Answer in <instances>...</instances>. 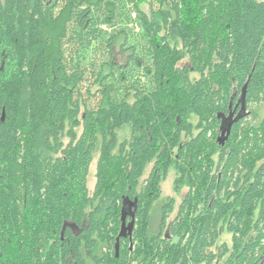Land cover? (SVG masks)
I'll use <instances>...</instances> for the list:
<instances>
[{
	"label": "trees",
	"instance_id": "16d2710c",
	"mask_svg": "<svg viewBox=\"0 0 264 264\" xmlns=\"http://www.w3.org/2000/svg\"><path fill=\"white\" fill-rule=\"evenodd\" d=\"M262 103L264 1L0 0V264H264Z\"/></svg>",
	"mask_w": 264,
	"mask_h": 264
},
{
	"label": "water",
	"instance_id": "95a60500",
	"mask_svg": "<svg viewBox=\"0 0 264 264\" xmlns=\"http://www.w3.org/2000/svg\"><path fill=\"white\" fill-rule=\"evenodd\" d=\"M245 90L244 87L241 93L240 98L237 101V105H240V110L235 114V112H229L228 115L218 116L220 118V126H219V135L217 137V143L219 145H224V143L228 140V137L231 133L232 126L237 123L240 119H242L246 115V107H245ZM232 107V103L229 105V110ZM4 113H2L1 121H3ZM138 201L137 198L134 200L125 199L122 203L121 213H120V229L117 237L115 238V254H118L119 250V242L120 239H127L130 244V248L132 247V239H133V230L135 227V216L137 212ZM126 207L130 210V213H126ZM129 219V222L126 223V219Z\"/></svg>",
	"mask_w": 264,
	"mask_h": 264
},
{
	"label": "rangeland",
	"instance_id": "374dc122",
	"mask_svg": "<svg viewBox=\"0 0 264 264\" xmlns=\"http://www.w3.org/2000/svg\"><path fill=\"white\" fill-rule=\"evenodd\" d=\"M151 1L152 0H148ZM257 1H264V0H257ZM142 9L145 12H148V6L147 5H143ZM117 54V52H115ZM185 63V62H184ZM254 110L257 112L258 115V119H261L262 117H264V103L260 104L259 106L254 107ZM192 123L196 122V119L194 117L191 118ZM219 135V134H218ZM217 135V137H218ZM97 154H95L94 159L91 163L90 169H89V175H88V180H87V186L88 189L90 191H92L93 187H94V183H95V179H94V175H95V170H96V161H97ZM152 165L150 164L149 166H147L142 179H145L148 175V173L151 170ZM177 177L176 172L174 171L173 168L169 169L166 177L160 182V190H161V200H165L166 198H173L175 201V211L174 213L171 215V217L169 218V221L174 217V215L177 212V208L181 203L182 198L184 197L187 189L184 188L182 189L178 194L174 193V180ZM221 242H225L228 245H230V235L228 234H223L220 239H219V243ZM130 247V244H129Z\"/></svg>",
	"mask_w": 264,
	"mask_h": 264
},
{
	"label": "flooded vegetation",
	"instance_id": "af4514ba",
	"mask_svg": "<svg viewBox=\"0 0 264 264\" xmlns=\"http://www.w3.org/2000/svg\"><path fill=\"white\" fill-rule=\"evenodd\" d=\"M236 114V113H235ZM134 200V199H133ZM127 214L130 213V210L128 209V207H126V211H125ZM129 222V219L127 218L126 219V223ZM69 228L71 229V231L76 234L78 232V229L76 228V226L72 223H69L68 224Z\"/></svg>",
	"mask_w": 264,
	"mask_h": 264
}]
</instances>
